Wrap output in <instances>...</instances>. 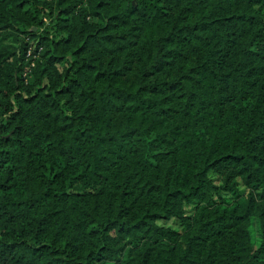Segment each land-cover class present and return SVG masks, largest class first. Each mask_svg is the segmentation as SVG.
I'll return each instance as SVG.
<instances>
[{"label": "trees", "instance_id": "1", "mask_svg": "<svg viewBox=\"0 0 264 264\" xmlns=\"http://www.w3.org/2000/svg\"><path fill=\"white\" fill-rule=\"evenodd\" d=\"M0 264H264V0H0Z\"/></svg>", "mask_w": 264, "mask_h": 264}, {"label": "rangeland", "instance_id": "2", "mask_svg": "<svg viewBox=\"0 0 264 264\" xmlns=\"http://www.w3.org/2000/svg\"><path fill=\"white\" fill-rule=\"evenodd\" d=\"M36 44H37V38L31 39L30 51H28V54H31L32 51H34ZM222 192H223L225 200L228 202L233 201L235 198H237L239 196L238 190L234 187H223ZM192 206H193L192 204H188L189 209H191ZM159 221L162 223H165L167 225H171L175 228L180 229L179 219L175 216H172L168 219H160ZM253 226H254V230H255L256 244H258V242L260 241V239L262 237V226H261V223H260L258 216L253 217Z\"/></svg>", "mask_w": 264, "mask_h": 264}]
</instances>
